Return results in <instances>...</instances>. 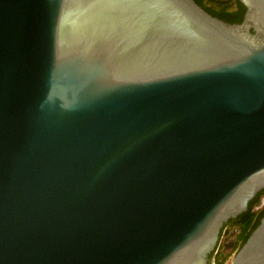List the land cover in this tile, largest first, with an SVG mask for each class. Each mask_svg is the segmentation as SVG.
Here are the masks:
<instances>
[{
  "label": "water",
  "instance_id": "water-1",
  "mask_svg": "<svg viewBox=\"0 0 264 264\" xmlns=\"http://www.w3.org/2000/svg\"><path fill=\"white\" fill-rule=\"evenodd\" d=\"M240 1L0 0V264H215L264 187V0ZM229 264H264V217Z\"/></svg>",
  "mask_w": 264,
  "mask_h": 264
},
{
  "label": "trees",
  "instance_id": "trees-1",
  "mask_svg": "<svg viewBox=\"0 0 264 264\" xmlns=\"http://www.w3.org/2000/svg\"><path fill=\"white\" fill-rule=\"evenodd\" d=\"M219 0H196L201 6H203L212 15H215L227 22L235 23L241 22L244 17V11H246L245 5L240 0H225L221 3L224 6L217 7L213 2ZM212 2V3H210ZM217 2V3H218ZM234 6L231 8L230 6ZM260 192L258 196H255L250 202L248 210L243 212L241 215L237 216L233 224L239 225L241 229L240 239L242 244L248 239L251 232L260 223L262 217H264V208L260 210H255L257 203L259 202ZM226 257H221V254L216 256V262L221 263Z\"/></svg>",
  "mask_w": 264,
  "mask_h": 264
},
{
  "label": "flooded vegetation",
  "instance_id": "flooded-vegetation-1",
  "mask_svg": "<svg viewBox=\"0 0 264 264\" xmlns=\"http://www.w3.org/2000/svg\"><path fill=\"white\" fill-rule=\"evenodd\" d=\"M244 14H245V11H244ZM260 192H262V193L260 194L259 202L257 203L255 210H260V209L264 208V187L257 193L256 196H258V194ZM243 212H245V211H243ZM242 213L230 218L224 224V227L221 230L220 241H219V244L217 246L216 256L219 255L220 250H222V249L227 250L228 249L227 245H231V243H233L234 241L236 243L234 251H236L242 245V240L239 238L240 233H241V229H240L239 225L233 224L234 219L237 216L241 215ZM212 258H213V256H212ZM209 261H211V259ZM215 261H216V258H215Z\"/></svg>",
  "mask_w": 264,
  "mask_h": 264
},
{
  "label": "rangeland",
  "instance_id": "rangeland-1",
  "mask_svg": "<svg viewBox=\"0 0 264 264\" xmlns=\"http://www.w3.org/2000/svg\"><path fill=\"white\" fill-rule=\"evenodd\" d=\"M222 1H225V0H219V2L218 1H215V2H213L214 3V5H216L217 7H220V6H224L221 2ZM218 2V3H217ZM210 3H212V2H210ZM231 8H233L234 6L232 5V6H230ZM235 248V247H234ZM234 248H228L227 250H220V252H219V254H221V257H226L225 258V260L223 261V262H221L220 264H229L230 262H231V260H232V258H233V256H234V254H235V252L236 251H234ZM217 264H219V263H217Z\"/></svg>",
  "mask_w": 264,
  "mask_h": 264
},
{
  "label": "built area",
  "instance_id": "built-area-1",
  "mask_svg": "<svg viewBox=\"0 0 264 264\" xmlns=\"http://www.w3.org/2000/svg\"><path fill=\"white\" fill-rule=\"evenodd\" d=\"M215 264H217V262H215ZM220 264V263H219Z\"/></svg>",
  "mask_w": 264,
  "mask_h": 264
}]
</instances>
